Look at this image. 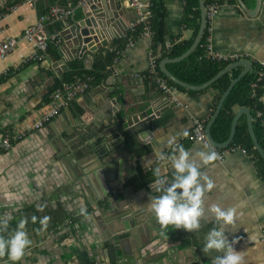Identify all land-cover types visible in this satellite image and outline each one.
Wrapping results in <instances>:
<instances>
[{"label": "crops", "instance_id": "1", "mask_svg": "<svg viewBox=\"0 0 264 264\" xmlns=\"http://www.w3.org/2000/svg\"><path fill=\"white\" fill-rule=\"evenodd\" d=\"M40 1L47 8L45 1ZM82 1L77 0L72 14L57 21L59 27L54 23L48 26L49 31L69 32L67 21L83 17ZM153 1L140 0L141 9L126 11L127 26L115 25L108 46L97 52L87 51L80 56V46L73 41L70 50L58 46L47 51L41 60L26 63L36 46L20 37L36 21L37 7L25 0H0V13L18 4L15 11L0 19V38H20L15 49L0 60V143L7 131L26 132L11 148L0 152V218L11 217L0 237L7 238L24 219L25 232L31 240L17 264H83L84 253L93 257L96 264H212L213 258L223 253L202 251L206 233L221 227L210 206L226 209L241 202L234 225L225 226L224 231L230 242L235 240L233 247L241 252L243 264H264V174L257 160L244 147L216 146L224 154L223 159L204 165L196 153L211 151L214 145L208 137V142L191 139L197 121L204 123L207 130L223 94L212 86L213 82L201 90L167 83L169 89L163 90L156 78L149 76L152 37L143 35L133 41L128 36L131 24L147 10L151 11ZM243 1L247 9L238 0L210 3L217 8L207 18L208 55L264 66V0L259 4L257 0ZM162 3L167 42L192 38L193 30L185 24V1L162 0ZM108 50H116L119 57L108 67L106 79L94 86L89 83V88L59 115L38 129L32 128L46 109L55 79L67 69L66 53H72L70 58L77 55L84 67L90 69L95 55ZM240 66L242 70L245 68ZM261 101L264 103V93ZM105 107L116 108L119 116L126 114L128 126L151 115L155 117L149 127L126 139L122 130L125 125L119 124L117 131L111 126L106 147L93 156L92 148L83 147L87 142L74 130L73 122L77 114L92 119L89 112L100 120V114L104 116L100 108ZM240 108L235 107V116ZM242 120L248 125L247 115L242 113L236 128ZM180 147L190 153L192 162L215 185L204 193L200 227L188 232L174 225L162 226L155 219L151 242L136 251L127 240L124 227V223L133 227L131 222L122 217L125 214H119V218L112 214L127 212L130 207L133 210L142 207L148 213L147 194L153 191L152 196L159 195L153 190L154 170L159 168L160 178L171 182L170 156L178 154ZM81 148L89 149L86 156ZM120 160L130 162L131 172L126 174L121 168L115 171ZM37 205L42 210H37ZM33 215L37 217L35 223L31 220ZM44 216L49 217L47 227L39 230V219ZM130 240L133 242V238ZM6 261V256L0 257V264Z\"/></svg>", "mask_w": 264, "mask_h": 264}, {"label": "trees", "instance_id": "2", "mask_svg": "<svg viewBox=\"0 0 264 264\" xmlns=\"http://www.w3.org/2000/svg\"><path fill=\"white\" fill-rule=\"evenodd\" d=\"M185 24H188L193 30V36L189 40H182L174 43H168L165 31V10L162 0H154L151 7V15L146 21H140L129 30L128 36L131 40H136L144 35L147 27L152 32L151 49L158 58V63L166 58H175L184 53L193 43L196 37L201 21V12L199 8V0H184ZM213 0H205L206 5H209ZM77 0H49L50 6L45 8L44 4L39 0L36 4L38 14L48 13L51 7L59 6L65 9H72ZM14 5V4H12ZM4 11V10H3ZM59 27L58 22H53ZM52 25L49 24V26ZM209 37V24H207L202 40L196 50L182 61L169 63L167 65L169 71L178 79L192 84L201 85L214 77L220 70L225 68L230 63L238 58L233 59H217L208 55L207 39ZM59 45L51 42L48 51H54ZM119 57L117 51L108 50L105 53L101 52L95 55L93 67L87 69L84 67L82 59L77 55L66 61L67 69L55 79L52 90L61 85L62 82H72L78 78L87 80L90 85H98L107 77L108 67L111 66ZM243 66H237L218 79L212 86L219 90L222 95L227 89L230 82L238 76ZM160 76L164 77L169 84H174L159 68L157 71ZM7 76V74H5ZM154 78L153 75H149ZM4 78V77H3ZM2 80V78H1ZM256 85L253 86L252 84ZM51 90V91H52ZM264 93V66L254 63L252 69L233 87L227 96L224 105L219 113L218 118L212 125L211 133L213 138L219 142H225L230 135L232 121L235 116V107H247L251 111L253 118L254 131L257 139L264 149V103L261 97ZM49 101V100H48ZM261 113L260 115L258 113ZM230 146H241L254 156L257 160L261 172L264 174V159L256 150L251 139L247 122L242 120L236 128L235 136ZM110 248V247H109ZM83 264H96V260L87 253L81 255Z\"/></svg>", "mask_w": 264, "mask_h": 264}, {"label": "water", "instance_id": "3", "mask_svg": "<svg viewBox=\"0 0 264 264\" xmlns=\"http://www.w3.org/2000/svg\"><path fill=\"white\" fill-rule=\"evenodd\" d=\"M44 1L46 7L48 8L50 6L49 0ZM238 2L242 8L247 9L243 0H238ZM257 2L259 4L261 0H257ZM199 8L201 12V21L199 31L195 40L193 41L191 46L180 56L175 58L163 59L159 63V68L173 83L193 90H201L209 86L212 82H214L216 79H218L220 76H222L224 73L234 68L235 66L244 65L245 68L238 74L237 77H235L230 82L226 91L221 96L216 112L213 118L208 123L206 134L208 140L212 145L217 147L229 146L235 136L236 123L238 121V118L242 113H245L247 115L248 129L251 139L256 150L264 159V149L259 143L254 132L252 115L249 109L245 106L241 107L237 112L232 122L230 136L227 141H225L224 143H219L213 138L211 133V127L216 121L227 96L229 95L233 87L250 71L252 67L251 62L247 60H237L220 70L214 77L201 85H192L178 79L169 71L167 67L169 63L179 62L187 58L196 50L199 43L201 42L207 26V5L205 3V0H199ZM132 9L133 8L126 7L122 0H83V17L79 20H77L75 17L70 18L66 23L67 27H69V36H71L72 40L75 41L78 46H80V56H83L87 51L97 52L100 48L108 46L110 40L112 39V28L115 25H123L126 27L127 24H125L124 15L126 14V11H131ZM58 71L60 73L63 72L62 70ZM100 109L104 114V116L100 114V120L97 119V117H94V112H89L92 115V119H87L86 117H84V114H77V120L73 122L74 130L76 132H79L81 138H83L84 141L87 142V144L83 147L92 148L95 152L92 154L93 156L97 155L96 153H98V151H100L103 147H106V139L112 131L110 129L111 126H115V129L117 131L120 130L119 124L125 125L124 129L122 130L124 134L123 136L126 139V137H131L135 133L141 131L143 128L149 127L151 125V120L155 117V115H151L148 118L142 119L134 126H128L126 125L128 123L127 116H125L126 114L123 116H119L118 110H116V108L114 107L110 109L107 107ZM84 148H81V151L86 156L87 152H89V149L85 151ZM115 161H117V159H115ZM118 162H116L115 171L119 172L121 168L122 172L124 171V173L126 174L131 172L132 165L129 164L130 162H128V164L124 160H120ZM151 193H153V191H150L147 194V198H150V196H152ZM127 200L130 202L133 201L132 199H129V197H127ZM146 211L147 210H144L142 207H137L134 210L130 207L127 212L126 210L123 211V213L114 211L112 214L114 217L118 218L121 217L119 216V214H125L126 216L123 215L122 217L129 219V221L131 222V225L133 227L130 228V225L127 223H124V227L125 230H127L128 234L127 240H129L131 246L135 248L136 251H140L143 246L151 242L152 230L156 228L154 214L151 211H149L148 213ZM135 224L137 226H135ZM130 238H133V242H131ZM145 238L147 239L146 242Z\"/></svg>", "mask_w": 264, "mask_h": 264}, {"label": "clouds", "instance_id": "4", "mask_svg": "<svg viewBox=\"0 0 264 264\" xmlns=\"http://www.w3.org/2000/svg\"><path fill=\"white\" fill-rule=\"evenodd\" d=\"M186 135V133H183ZM207 149V145H204ZM204 165H208L217 159L214 151L203 150L196 153ZM171 168L173 169V179L166 183L160 178V169L156 168L153 175L156 177L150 187L159 195L150 196L148 203L149 210L154 214L155 219L162 225H174L176 228H183L192 232L200 227V218L203 215V196L206 191L214 188V183L209 180L192 162L191 155L183 147H180L178 154L170 156ZM238 207L231 206L221 208L219 205H211L210 211L214 214L216 221L220 222V228H212L204 237L202 251L204 253H223L213 258L212 264H243L241 252H237L224 231L225 226H232L238 216ZM37 210H42L37 205ZM83 212V209H81ZM11 217L0 218V232L8 228ZM33 223L37 217H31ZM49 217L44 216L39 219L40 229L47 227ZM31 240L25 232V220L21 219L16 229L7 238L0 237V257H7L12 264H17L25 254V250L30 246Z\"/></svg>", "mask_w": 264, "mask_h": 264}, {"label": "built area", "instance_id": "5", "mask_svg": "<svg viewBox=\"0 0 264 264\" xmlns=\"http://www.w3.org/2000/svg\"><path fill=\"white\" fill-rule=\"evenodd\" d=\"M39 0H25L26 3L31 4L32 6H36ZM127 2V4L132 8L141 9L143 4L140 0H122ZM18 8V4L10 5L4 9L0 13V19H3L9 15L10 12L15 11ZM217 5L210 4L207 8V18L211 17ZM72 9H65L63 7L54 6L50 9L48 13L45 14H38L37 19L34 23L29 25L24 31L21 33V39H24L28 42L34 43L36 46L35 51L31 55H29L25 62L31 61H39L41 60L48 51L49 44L54 42L55 44L68 47L70 50V45H72L73 40L72 37L69 36V32L64 33V31L57 30L55 33H51L48 29L49 24L53 22H57L62 20L64 17L72 14ZM151 15V11L147 10L143 15H141L140 19L137 22H133L131 24V29L139 23L140 21H146L147 18ZM144 35L151 36L152 32L150 31L149 27L146 28ZM19 37H7V38H0V60L7 57L17 46ZM207 50H209V46L207 45ZM66 55L69 57L72 56V53L68 51ZM213 57H221V56H213ZM150 62H151V75H153L156 80L160 83V86L163 90H168V82L166 79L159 74L158 72V58L154 54L153 50L150 51ZM89 78L87 80L78 78L72 82H62L61 85L54 88L49 94V101L47 102L46 109L42 116L35 120L32 128H40L48 121H51L60 112L78 95L86 91L89 88ZM253 86L256 84L253 83ZM261 114L260 112L258 113ZM205 124L202 122H196L193 128V132L191 135L192 140L208 142ZM26 135L25 131H7L2 137V141L0 143V152L4 150H8L11 148L14 141L21 139ZM238 146L232 147V149H236ZM246 151L245 149H243ZM211 151H214L217 155L218 160H222L224 154L218 149L216 146H211Z\"/></svg>", "mask_w": 264, "mask_h": 264}, {"label": "rangeland", "instance_id": "6", "mask_svg": "<svg viewBox=\"0 0 264 264\" xmlns=\"http://www.w3.org/2000/svg\"><path fill=\"white\" fill-rule=\"evenodd\" d=\"M2 61V60H1Z\"/></svg>", "mask_w": 264, "mask_h": 264}]
</instances>
